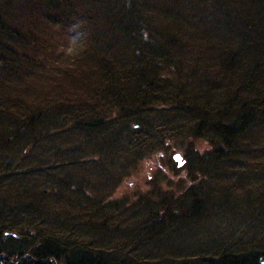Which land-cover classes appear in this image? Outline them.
<instances>
[{
  "label": "trees",
  "instance_id": "trees-1",
  "mask_svg": "<svg viewBox=\"0 0 264 264\" xmlns=\"http://www.w3.org/2000/svg\"><path fill=\"white\" fill-rule=\"evenodd\" d=\"M0 264H264V0H0Z\"/></svg>",
  "mask_w": 264,
  "mask_h": 264
},
{
  "label": "water",
  "instance_id": "water-1",
  "mask_svg": "<svg viewBox=\"0 0 264 264\" xmlns=\"http://www.w3.org/2000/svg\"><path fill=\"white\" fill-rule=\"evenodd\" d=\"M174 158H175L176 161H178V164H179V165L182 164L181 157H180L178 154H176V155L174 156Z\"/></svg>",
  "mask_w": 264,
  "mask_h": 264
},
{
  "label": "rangeland",
  "instance_id": "rangeland-1",
  "mask_svg": "<svg viewBox=\"0 0 264 264\" xmlns=\"http://www.w3.org/2000/svg\"><path fill=\"white\" fill-rule=\"evenodd\" d=\"M179 155H180V154H179ZM151 161H152V162H157V159L153 158Z\"/></svg>",
  "mask_w": 264,
  "mask_h": 264
}]
</instances>
